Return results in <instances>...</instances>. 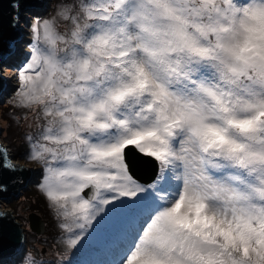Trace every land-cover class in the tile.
<instances>
[{"label":"snow or ice","instance_id":"6c2138e0","mask_svg":"<svg viewBox=\"0 0 264 264\" xmlns=\"http://www.w3.org/2000/svg\"><path fill=\"white\" fill-rule=\"evenodd\" d=\"M57 17L31 26L16 103L68 247L118 219L96 264H264V0H69Z\"/></svg>","mask_w":264,"mask_h":264},{"label":"rangeland","instance_id":"374dc122","mask_svg":"<svg viewBox=\"0 0 264 264\" xmlns=\"http://www.w3.org/2000/svg\"><path fill=\"white\" fill-rule=\"evenodd\" d=\"M53 3H55L53 0H48L47 5L43 10H26V13L20 11L21 15H25V18L28 17V24L24 28L27 33L22 37L23 39H29V41L26 43H17V46L21 48L19 54L24 58L12 60V64L4 62L0 67L7 88L6 92L0 98V137L4 142H10L11 146L8 145V149L13 156V148L22 142H24V144L26 142L29 146L28 137L34 135L37 128L33 124V116L30 112L25 111L22 119L18 121H14V119L11 118V121L13 122L11 123L10 119L9 121L4 119L2 107L5 104L10 103V101H13V98H17L16 90L18 88V82L15 69L19 68L24 63L25 58L29 55V45L32 43L31 26L41 17L45 16V18H47L46 15L50 13L49 10H53ZM60 23L61 25L63 24V22ZM17 161L21 164H26L29 167H32L33 170L37 171L33 184L36 183V185L40 187L43 180V173L39 165L32 161ZM37 179L40 180L37 181ZM27 190H29V188ZM27 190H25L18 198H13L11 200L0 199V210L9 209L14 216L17 215V217L22 220L23 227L26 228V240L22 246V251L18 255L8 258L7 260L0 259V264H96L98 261H108L114 258L108 244L114 235L121 232V229L124 226L123 221L117 219L111 221L112 223L109 224L110 226L106 224L99 233L94 234L92 240L88 241L87 247L79 252H75V250L70 248L66 251H61L56 245H54V241H57V236H63L68 239V233L63 235L62 233L65 231H62L63 229L61 227H59L60 232L57 233L56 239L53 237V234L47 233L48 227L43 234H37L30 230L28 219L30 213L36 212L45 220H47V217H44L43 209L34 205L38 202V198L25 194ZM41 194H43L42 190ZM44 198L46 199L45 195ZM34 199H36V201H34ZM40 204L42 205V203ZM11 209L14 210L16 214L13 213Z\"/></svg>","mask_w":264,"mask_h":264},{"label":"water","instance_id":"95a60500","mask_svg":"<svg viewBox=\"0 0 264 264\" xmlns=\"http://www.w3.org/2000/svg\"><path fill=\"white\" fill-rule=\"evenodd\" d=\"M48 0H0V67L4 62L10 64L12 60L24 58L19 54L20 47L17 43H26L23 39L27 33L24 29L28 24V17L21 15L20 11L43 10ZM8 59V60H7ZM5 78L0 69V98L6 92ZM6 151L7 159L0 158V199L11 200L18 198L25 190L30 188L35 181L37 171L26 164L14 161V156L8 153L6 146L0 141V152ZM130 161L132 174L142 183L150 182L155 175L153 164L145 163L140 154L132 150ZM11 164V168L3 167ZM29 227L32 232L43 234L46 230L44 218L32 212L28 216ZM26 240V229L21 221L9 209L0 210V259L7 260L18 255Z\"/></svg>","mask_w":264,"mask_h":264},{"label":"trees","instance_id":"16d2710c","mask_svg":"<svg viewBox=\"0 0 264 264\" xmlns=\"http://www.w3.org/2000/svg\"><path fill=\"white\" fill-rule=\"evenodd\" d=\"M55 3L51 4L53 5V10H49V14H47V18H45V16L41 17L39 20L43 21V20H47V19H52L54 17H56L58 20H60L59 17H57V13L62 9L63 5L67 2H69V0H53ZM75 2L79 3L80 0H75ZM56 13V14H55ZM60 22H63L62 20H60ZM16 99L17 98H13V101H10V103L5 104L2 107V112H3V117L4 119L8 120L10 119V122L13 123L11 121V118L14 119V121H18L22 119V116L24 115L25 110L21 109L17 103H16ZM8 143V142H7ZM10 146V142L8 143ZM13 154L15 157V160H21V161H28L31 162L28 159L29 156V146L27 145V143L22 142L21 144H19L18 146H16L15 148H13ZM27 163V162H26ZM36 167V166H34ZM38 169V168H37ZM40 179H37V181H39ZM25 194L27 195H32L33 197L38 198V202L36 204H34L36 207H40L41 209H43L44 211V217H47V220H45V224L47 225L46 228L47 229V233L48 234H53V237L57 236V233L60 232V223L56 220V216L55 214L51 211V209L49 208L48 202L47 200L44 198V194H41V190L40 187H38L35 184L31 185L29 190H27L25 192ZM34 201H36V199H34ZM42 203V205L40 204ZM15 205V204H14ZM12 210V209H11ZM13 213L14 210H12ZM16 214V213H15ZM17 217V215H16ZM18 218V217H17ZM19 221L22 222V220L20 218H18ZM112 222L108 223L107 225L111 224ZM23 224V223H22ZM110 226V225H109ZM26 229V228H25ZM64 231V230H62ZM63 235H66V232L62 233ZM92 242V241H91ZM54 245L57 246V248L61 251H66L67 249H69L68 244H67V239L63 236H57V241H54Z\"/></svg>","mask_w":264,"mask_h":264},{"label":"built area","instance_id":"2783aa9c","mask_svg":"<svg viewBox=\"0 0 264 264\" xmlns=\"http://www.w3.org/2000/svg\"><path fill=\"white\" fill-rule=\"evenodd\" d=\"M0 141L2 142V144H3L4 146H6V148H7V150H8V153L11 154L10 150L8 149V147H9L8 145H9V144H7L6 142H4V141L1 139V137H0ZM14 161H16V160L14 159Z\"/></svg>","mask_w":264,"mask_h":264}]
</instances>
